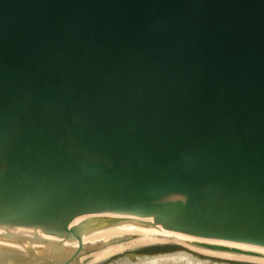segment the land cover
I'll use <instances>...</instances> for the list:
<instances>
[{
  "label": "water",
  "instance_id": "water-1",
  "mask_svg": "<svg viewBox=\"0 0 264 264\" xmlns=\"http://www.w3.org/2000/svg\"><path fill=\"white\" fill-rule=\"evenodd\" d=\"M0 220V264H78L128 220L264 258V0H0Z\"/></svg>",
  "mask_w": 264,
  "mask_h": 264
},
{
  "label": "bare ground",
  "instance_id": "bare-ground-1",
  "mask_svg": "<svg viewBox=\"0 0 264 264\" xmlns=\"http://www.w3.org/2000/svg\"><path fill=\"white\" fill-rule=\"evenodd\" d=\"M0 230H1V234L3 235H9L15 232L13 222L0 220ZM135 235L144 238V242H148L145 244H151L148 246L155 247V245L160 242L173 241L185 247L191 245L192 247L195 248L210 251L208 252L209 254L211 252H214L211 254L220 253L218 255L227 258L243 256L246 259L260 261V263L264 264L263 257H253L248 255L216 252L197 246V244L218 245V246L228 247L232 249L235 248L244 251L245 249L248 248V245L246 244L235 243L220 239H205L201 237H190L178 232L170 231L169 229L165 228L163 225L160 224H152V223H145V222H138L131 220L125 221L117 226H114L100 233V237H102V239L98 247L99 253H96L94 256L96 262H101V261L105 262L119 254H122L125 251V249L124 247H122L121 243H123V241H125L126 239L128 240L129 238L134 237ZM108 244H111V246H109ZM148 248L149 249L143 251L142 253L160 252L161 250L159 249L163 247H156V248L148 247ZM170 249L181 250L178 248H170ZM186 249L188 248L186 247ZM165 251H169V250H165ZM82 254L83 253H80L79 257Z\"/></svg>",
  "mask_w": 264,
  "mask_h": 264
},
{
  "label": "rangeland",
  "instance_id": "rangeland-1",
  "mask_svg": "<svg viewBox=\"0 0 264 264\" xmlns=\"http://www.w3.org/2000/svg\"><path fill=\"white\" fill-rule=\"evenodd\" d=\"M145 243H148V242H144V238L137 236V235L129 238L128 240L126 239L125 241H123V243H121V245H122V247H124L125 251L122 254H119L115 257H118L120 255L140 254L143 251L149 249L148 247H152V248L163 247L161 249L178 248V249H181L183 251L191 252V253L208 255V256H213V257H218V258H224V259L235 260V261H240V262H245V263H251V264H262V263H260V261L246 259L243 256L227 258V257H223L221 255H218L220 253L211 254V253H214V252H211L209 254L208 252H210V251L195 248V247H192L191 245L186 246L188 248V249H186L185 246H182L181 244H177L176 242H173V241L160 242V243L156 244L155 247L148 246L151 244H145ZM108 245L111 246V244H108ZM95 254L96 253H83L82 255H80V257L78 259V264H100V263H102V261L96 262L95 257H94ZM234 256H236V255H234ZM115 257H113V258H115ZM113 258H111V259H113Z\"/></svg>",
  "mask_w": 264,
  "mask_h": 264
},
{
  "label": "flooded vegetation",
  "instance_id": "flooded-vegetation-1",
  "mask_svg": "<svg viewBox=\"0 0 264 264\" xmlns=\"http://www.w3.org/2000/svg\"><path fill=\"white\" fill-rule=\"evenodd\" d=\"M159 250L165 252V250L174 251V250H177V249H159Z\"/></svg>",
  "mask_w": 264,
  "mask_h": 264
}]
</instances>
